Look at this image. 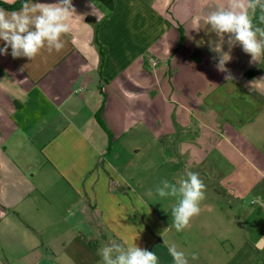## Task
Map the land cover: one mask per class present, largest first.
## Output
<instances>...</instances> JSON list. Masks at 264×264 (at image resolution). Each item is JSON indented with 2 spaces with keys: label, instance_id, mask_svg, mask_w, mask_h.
<instances>
[{
  "label": "crops",
  "instance_id": "obj_1",
  "mask_svg": "<svg viewBox=\"0 0 264 264\" xmlns=\"http://www.w3.org/2000/svg\"><path fill=\"white\" fill-rule=\"evenodd\" d=\"M71 2L61 52L0 54V264H106L114 241L158 264L173 244L188 264H264V56L207 23L230 0ZM186 171L205 197L177 232L156 190Z\"/></svg>",
  "mask_w": 264,
  "mask_h": 264
},
{
  "label": "clouds",
  "instance_id": "obj_2",
  "mask_svg": "<svg viewBox=\"0 0 264 264\" xmlns=\"http://www.w3.org/2000/svg\"><path fill=\"white\" fill-rule=\"evenodd\" d=\"M258 2L259 0H249L247 7L254 12ZM92 7L94 9L93 5ZM261 10L264 12V5H261ZM75 12L71 0H59L56 4L24 0L19 10L13 11L0 7V40L4 41L0 54L6 55L10 47L13 58L23 56L32 60L46 43L49 51L54 47L57 53L61 52L66 47V43L62 42L61 38L69 33V21ZM260 19L264 22V15ZM207 23L218 35L231 34L235 41L243 45L244 51L252 56L253 63L264 56V40H257V33L264 37V29L253 30L252 20L242 0H230L228 9L213 12L207 17ZM229 42L231 43V39ZM229 59L228 55L220 59L218 67L221 71H227L224 65ZM226 79L231 80L232 77ZM205 187L198 173L186 171V178H181L178 186L165 181L162 188H157L159 197L177 198V203L172 208L173 226L177 232L183 231L189 225L191 218L199 215L200 202L205 197ZM151 194L149 192V195ZM115 251L119 254L113 259V248L104 247L101 250L106 264H158L155 252L142 250L135 243L127 246L126 249L115 246ZM168 252L173 264H188L184 258L185 254L177 251L174 244L168 247ZM192 258L198 259V255L193 253Z\"/></svg>",
  "mask_w": 264,
  "mask_h": 264
},
{
  "label": "rangeland",
  "instance_id": "obj_3",
  "mask_svg": "<svg viewBox=\"0 0 264 264\" xmlns=\"http://www.w3.org/2000/svg\"><path fill=\"white\" fill-rule=\"evenodd\" d=\"M141 154H143L144 156H147L149 155L151 152L150 151H147V149L145 151H142L140 152ZM148 159H146L145 161H147ZM150 166H148V164L146 163V166H145V169L146 170H150L149 169ZM147 179V178H146ZM163 182L164 180L161 179V183H160V186L163 187ZM153 191V188L152 186L150 185L148 189H146V194H149V192L152 193ZM165 191H167V189H165ZM257 196H255V194H241V197L240 199H238L237 201V204L239 205V207L243 210V211H249V207L252 205V202L255 201L257 202V204L259 203L257 198ZM114 246H117V244L115 243L114 241Z\"/></svg>",
  "mask_w": 264,
  "mask_h": 264
},
{
  "label": "trees",
  "instance_id": "obj_4",
  "mask_svg": "<svg viewBox=\"0 0 264 264\" xmlns=\"http://www.w3.org/2000/svg\"><path fill=\"white\" fill-rule=\"evenodd\" d=\"M23 2L24 0L15 2L14 4H7L0 1V6L10 10H16L21 7ZM253 13H254L253 24L258 25V27H262L264 25V22L261 21L260 17L264 15V12H262L259 2L256 3L255 11Z\"/></svg>",
  "mask_w": 264,
  "mask_h": 264
},
{
  "label": "built area",
  "instance_id": "obj_5",
  "mask_svg": "<svg viewBox=\"0 0 264 264\" xmlns=\"http://www.w3.org/2000/svg\"><path fill=\"white\" fill-rule=\"evenodd\" d=\"M153 64H156V62L153 60ZM252 204H253V202H252Z\"/></svg>",
  "mask_w": 264,
  "mask_h": 264
}]
</instances>
